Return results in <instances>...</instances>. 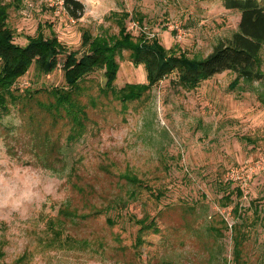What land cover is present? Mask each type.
<instances>
[{"label":"rangeland","instance_id":"rangeland-1","mask_svg":"<svg viewBox=\"0 0 264 264\" xmlns=\"http://www.w3.org/2000/svg\"><path fill=\"white\" fill-rule=\"evenodd\" d=\"M80 1L83 12L74 19L61 1L2 0L9 5L7 23L14 42L26 43L41 24L44 34L54 33L69 50L80 51L83 28L93 34L101 25L117 31L113 21L104 19L112 10L128 13L126 28L133 36L154 37L189 57L206 55L237 28L240 18L221 0ZM116 59V87L147 81L143 65H134L127 50ZM63 60L59 56L57 67L48 73L30 65L13 87L63 85ZM260 66L262 76L252 82L233 84L235 73L224 69L186 87L172 71L139 99L122 103L101 95L99 104L90 108L91 120L81 137L68 142L60 126L50 131L62 145L51 159L52 168L36 154L34 131L55 125L48 117H42V125L28 123L12 106L0 120L4 260L37 247L35 236L46 216L55 215L66 199L79 212H88L90 203L122 195L127 205L107 212L116 220L113 226L107 225L104 213L66 223L65 232L89 238L93 247L33 251L29 264H236L231 225L240 221L246 232L240 264H264V44ZM87 78L93 88L105 83L103 69ZM72 163L78 166L72 179L83 191L70 186ZM128 169L162 195L156 199L142 189L130 198L132 186L120 175ZM132 213L155 215L159 228L144 236L140 255L132 247L137 229Z\"/></svg>","mask_w":264,"mask_h":264},{"label":"trees","instance_id":"trees-1","mask_svg":"<svg viewBox=\"0 0 264 264\" xmlns=\"http://www.w3.org/2000/svg\"><path fill=\"white\" fill-rule=\"evenodd\" d=\"M57 1L62 2L63 8L70 17L78 19L82 15L84 6L80 0ZM221 2L225 7L239 12L237 28L225 39L218 40L206 55L189 57L184 52L176 53L171 47L165 48L154 37L145 39L141 34L133 36L126 28L125 18L128 13L114 10L105 15L104 19L113 21L118 28L117 31L110 32L107 27L101 25V30L93 34L89 29L83 28L80 40V46L83 48L81 51L69 50L54 33L44 34L41 24H38L34 34L27 35L26 43L18 44L14 42L13 30L7 23L9 5L0 0V120L11 111L12 106L23 114V118L28 119V123L36 122L42 125V117H48L51 126H55L51 128L48 125L43 130L41 127H36L34 135L37 137L35 145L37 150L35 151L39 160L52 168L51 159L54 160L57 153H60L62 145L57 138L50 135V131L60 126V130H66L64 139L68 142L81 137L91 120L90 108L99 104L101 95L122 103L139 99L158 78L172 71L176 72L177 78L186 87H195L202 78L224 69H230L235 73L231 82L233 84L240 80L252 82L260 78L263 73L260 64L261 48L264 44V5L260 0H221ZM138 18L141 19L139 16ZM122 50L128 51V58L134 65H143L146 82H126L119 87L114 85L119 65L116 55ZM59 56H64L61 64L63 85L13 87L17 78L23 75L30 65L33 64L39 72L48 73L57 67ZM101 69L105 83L93 88L87 75ZM77 170L78 166L72 163L67 178L73 189L83 191V187L72 179L73 175L77 174ZM120 175L132 186L128 192L130 198H136L142 189L147 190L156 199L162 195L161 189L154 188L149 181L129 169ZM237 191L239 192V189ZM127 202V198L118 195L103 199L100 203H90L88 212H79L77 207L72 205L71 200L66 199L59 205L55 215L46 216L45 226L35 236L37 247L34 249L26 248L13 259L4 260V240L0 239L2 264H29L33 251L91 248L93 244L90 245L89 238H78L65 232L66 223L76 221L77 218L97 217L104 213L107 225L113 226L116 220L107 214L108 210L124 208ZM130 219L137 225L132 247L134 252L140 255L144 236L150 231L159 230L156 216L145 213L137 217L132 213ZM243 225V221L231 225L235 233L233 254L236 264L241 262V244L246 236ZM212 228L218 230L216 227ZM114 239H118L117 234L114 235ZM102 247L104 246H100ZM117 247L122 245L118 243ZM147 264L157 263L153 261Z\"/></svg>","mask_w":264,"mask_h":264}]
</instances>
